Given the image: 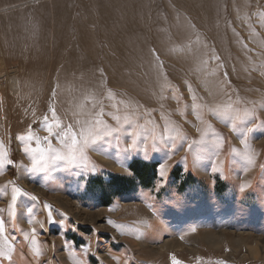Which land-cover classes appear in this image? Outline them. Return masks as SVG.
Returning a JSON list of instances; mask_svg holds the SVG:
<instances>
[{
  "label": "rangeland",
  "instance_id": "rangeland-1",
  "mask_svg": "<svg viewBox=\"0 0 264 264\" xmlns=\"http://www.w3.org/2000/svg\"><path fill=\"white\" fill-rule=\"evenodd\" d=\"M96 120L110 131L83 162L27 170L49 142L66 151L61 129ZM0 156L13 162L0 167V247L14 249L0 264H264L230 252L233 233L264 236V0H0ZM135 161L154 165L148 186ZM72 203L101 213L80 222ZM213 224L231 229V259L191 245ZM172 237L186 251L153 252Z\"/></svg>",
  "mask_w": 264,
  "mask_h": 264
},
{
  "label": "snow or ice",
  "instance_id": "snow-or-ice-1",
  "mask_svg": "<svg viewBox=\"0 0 264 264\" xmlns=\"http://www.w3.org/2000/svg\"><path fill=\"white\" fill-rule=\"evenodd\" d=\"M53 123L51 126H49L46 130L49 132V134H52L53 128H60L59 122L56 120L55 112L53 111L52 115ZM48 118L45 117V123L47 124ZM101 126L103 127L104 131L103 134H108L110 129H108V126L103 123L101 120H96L95 123L92 126H89L87 128H82L79 133L73 130L71 126H68L65 129H61L62 135L60 132L57 133L58 136H60L59 142L64 146V149L66 151H60L56 148H53L51 143L49 142L47 149L37 148L34 152L31 153V167L27 169L29 172L32 173H47L49 170V167L51 163L53 162H66L70 165H76L81 162H83L85 158V151L88 148L90 143H93L98 136L101 134ZM178 135V134H177ZM79 137V138H78ZM175 138V136L171 137ZM20 139H24L21 137ZM33 139V136L29 134L27 137L28 141H31ZM47 139V138H46ZM135 143V141H133ZM25 151H28L25 149ZM4 164L12 165L13 162L10 160L4 159L2 156H0V167H3ZM161 177L163 178V171L161 169L160 171ZM243 190V188L241 189ZM21 195V190L19 188H13L12 189V203L10 205V215L15 214V207L17 205V199ZM45 208H48L47 205H45ZM48 221L50 224L56 223L55 219L53 218L52 211L50 208H48ZM109 224L112 222L109 221ZM33 233H35V230L33 229ZM5 238V225L2 218H0V239ZM27 238V235L26 237ZM32 246L35 256L38 258L41 255L40 249L37 246L38 242L35 239V235H33L32 239ZM84 247H87V244L84 245ZM7 249L6 251L4 249ZM14 249L12 248L11 244H6L3 247H0V258L11 260V255Z\"/></svg>",
  "mask_w": 264,
  "mask_h": 264
},
{
  "label": "bare ground",
  "instance_id": "bare-ground-1",
  "mask_svg": "<svg viewBox=\"0 0 264 264\" xmlns=\"http://www.w3.org/2000/svg\"><path fill=\"white\" fill-rule=\"evenodd\" d=\"M29 188L32 191H38V188L35 186H30ZM47 197L52 199V198H59L60 196L54 195V196H47ZM65 202H67V201H65ZM72 204L74 205V208L72 210V215L75 217L76 220H78L80 222H83V221L92 222L95 219H97L99 217V214L101 213V211H100V213L99 212H96V213L95 212H92V213L87 212V211L81 209L75 203H72ZM68 205H69V207L71 206V204L66 203V206H68ZM226 230H228V232H229L231 229H228V227H225V226L222 228L221 226H217V225L213 224V226L210 228H206L204 230H199V231H196L195 233L192 232L193 234H191L190 240L189 239L188 240L191 242V245L193 243H195L196 241L197 242L203 241V242L207 243V246L209 249H211L213 251H218L229 259L232 258V255H231L232 253L237 254L240 252L241 249H243L246 253L241 257L240 260H242L243 258H249V259H253V260H258L261 258L264 259V236L262 234H256L255 236H253L251 238L248 237L246 240L243 241V239L241 237L243 235L242 233H233L232 237H231L232 242H230V244H231L230 252H232V253H230V252H226L223 250V247L226 246L225 244H228V243H226V238L222 237L223 232L224 231L226 232ZM230 232H232V231H230ZM115 235H117V237L121 241L129 244V246L132 248L139 247L141 244L143 245V243H144L142 241H138L137 239H135L133 237L121 236V234H118V233ZM171 236H172V234H171ZM203 242H201V243H203ZM201 243H199L198 245H200ZM151 246H152L151 249H153V252L155 251L156 253H160V252L165 253L168 250H170V251L182 250V248H183V250H185L184 249L185 246L181 242V240L173 238V237L165 239V241L160 243V244H155L154 246L153 245H151ZM196 246H194V247H196ZM192 247L193 246H190L189 248L188 247L187 248H188V250L191 249V251H193ZM196 252H197V250L194 253H196Z\"/></svg>",
  "mask_w": 264,
  "mask_h": 264
},
{
  "label": "trees",
  "instance_id": "trees-1",
  "mask_svg": "<svg viewBox=\"0 0 264 264\" xmlns=\"http://www.w3.org/2000/svg\"><path fill=\"white\" fill-rule=\"evenodd\" d=\"M129 169L131 170V172H133L137 180H139L140 184L144 187L151 184L152 180L155 177L154 165H148L147 163L135 161L131 163ZM113 179L118 180V178H113ZM122 184L125 185V182L116 181L110 185V187L115 190V195H119L120 193L123 192L121 191ZM108 200H109V197L106 199V201Z\"/></svg>",
  "mask_w": 264,
  "mask_h": 264
}]
</instances>
